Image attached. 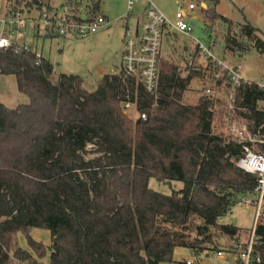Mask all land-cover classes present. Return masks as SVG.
<instances>
[{"label":"trees","instance_id":"16d2710c","mask_svg":"<svg viewBox=\"0 0 264 264\" xmlns=\"http://www.w3.org/2000/svg\"><path fill=\"white\" fill-rule=\"evenodd\" d=\"M84 1L100 11L101 0H69L76 11ZM203 1L209 21L229 27L228 51L248 52L245 40L264 55L255 27L217 13L219 0ZM181 70L164 56L155 94L123 70L89 91L84 77L58 74L34 50L0 49V74L28 98L16 110L0 100V264H43L47 248L31 238L35 228L52 234L51 264H172L178 248L221 250V236L242 242L237 225L218 223L258 184L238 166L244 150L231 127L246 124L264 137V90L240 87L228 122L219 99L183 103L194 70ZM128 102L147 119L129 117ZM250 146L264 155V144ZM151 179L184 188L164 195ZM19 233L32 252L19 247ZM256 233L264 264V219Z\"/></svg>","mask_w":264,"mask_h":264},{"label":"rangeland","instance_id":"374dc122","mask_svg":"<svg viewBox=\"0 0 264 264\" xmlns=\"http://www.w3.org/2000/svg\"><path fill=\"white\" fill-rule=\"evenodd\" d=\"M102 5L98 13L92 10V3L86 2L75 10L76 4L69 0H50V6H47V0H0V26L1 21L14 8L22 13V18L26 21V28L21 32H15L12 41L14 46L24 47V45L36 47L39 54L49 60L55 67L58 74L78 75L86 80L89 91H96L100 80L109 74H116L121 71V61L123 55L122 36L124 28L128 26L130 30L135 29L136 18L127 16V4L129 0H101ZM143 3L144 0H141ZM154 6L166 17L167 21L174 25L177 22L176 14L184 9L187 12V22L193 27L191 37L185 35H175L171 48H166L165 57L176 59L180 64L182 76L186 77L193 72L191 89L185 94L183 103L185 105H196L204 95V90L211 81L204 77L219 72L218 63L221 62L228 67L241 66L242 74L245 78L260 82L264 77V55L259 54L255 49H250V44L245 40L243 45L248 52H231L226 47V35L229 34V27L220 20L210 22L205 10L202 8V0H152ZM70 3V4H69ZM189 4H195L196 9L189 11ZM70 6L76 15H101L105 14L113 23L104 33H100L93 38L78 40H60L55 38H43L42 15L48 18L55 12H59L62 6ZM75 7V8H74ZM217 13L232 20L236 24H251L258 31L259 37L264 41V0H219L216 8ZM31 15V16H29ZM29 16V17H28ZM32 17V18H31ZM37 18L33 20L34 18ZM31 18V19H29ZM40 23L39 33L35 24ZM194 23V25H193ZM15 29V26H13ZM233 32L237 28L232 29ZM14 33V32H13ZM50 35V34H49ZM51 36V35H50ZM198 42L203 43L213 54V65L208 71L206 65L210 62L206 58V53L196 48ZM18 44V45H17ZM20 45V46H19ZM31 47V48H32ZM30 48V47H29ZM196 51V52H195ZM196 53V59L189 60V54ZM208 57V56H207ZM209 58V57H208ZM192 61V62H190ZM202 73L199 74V73ZM215 84V82H213ZM222 87L224 85L222 84ZM221 105L218 107L223 111L226 120L232 121L231 116L234 110L231 109L228 101L229 95L225 92L220 93ZM0 100L16 110L21 105L28 103V98L22 95L17 87L13 76L0 74ZM260 109L264 110V102L259 104ZM129 117L138 119L137 112L133 107ZM239 128L241 125H233ZM232 126V127H233ZM234 137V136H233ZM89 157H94V148L89 147ZM149 186L156 192L164 195H171L174 191H182L184 188L181 182L161 183L151 179ZM255 211L253 207L245 204L241 199L235 203L226 216L221 217L218 223L221 225H230L236 222V225L243 230L241 239L248 240L250 231L254 224ZM31 238L42 243L47 248L46 256L43 258V264H51V254L53 247V237L50 231L35 228L30 233ZM220 247L230 246L232 242L225 236L217 238ZM19 247L25 251L32 252L29 240L26 234H18ZM192 253L189 249L178 248L174 254L172 264H180L183 259L190 258Z\"/></svg>","mask_w":264,"mask_h":264},{"label":"built area","instance_id":"2783aa9c","mask_svg":"<svg viewBox=\"0 0 264 264\" xmlns=\"http://www.w3.org/2000/svg\"><path fill=\"white\" fill-rule=\"evenodd\" d=\"M140 0H129L127 5V16L135 17L137 24L134 30L127 28L124 35V54L121 61V70L138 80L144 88L155 94L159 88L161 63L166 48L173 45L175 35H185L191 37L193 27L187 22V12L181 9L176 14V24H170L166 17L154 6L152 0H145V6L139 11ZM195 4H189L188 10L194 11ZM26 21L22 18V13L10 8L1 21L0 26V49L6 50L14 48L16 53L21 51L30 52L28 46L16 47L12 39L15 32L19 33L26 27ZM42 24L45 33L56 35L61 38L78 40L88 39L100 31L107 29L113 23L104 15L82 16L72 12L70 6H63L59 12H55L50 18L42 15ZM15 26V29L14 27ZM14 32V33H13ZM200 51L206 53V58L213 60V54L201 42L196 45ZM194 53L189 54V60L194 59ZM209 58H208V57ZM192 62V61H190ZM219 72L213 74V82L204 90V95L220 99V93L229 95V105L234 110V103L238 90L243 85H256L264 90V77L260 82H253L245 78L242 74L241 66L228 67L218 63ZM222 84L224 87H222ZM134 106L128 102L124 104V112L127 114ZM139 119L146 120V114L138 111ZM234 139L242 145L244 157L238 162V166L245 172L254 176L257 181V188L252 196L241 198L246 205L253 207L255 211L254 224L250 231L248 240L242 242H232L221 250L197 253L189 249L192 256L183 259L180 264H259L262 261V254L258 250L261 245L257 236V228L264 219V155L255 152L250 146L259 143L264 144V137L260 134H253L246 124H241L239 128L231 127ZM178 264V263H177Z\"/></svg>","mask_w":264,"mask_h":264},{"label":"crops","instance_id":"0c3cea01","mask_svg":"<svg viewBox=\"0 0 264 264\" xmlns=\"http://www.w3.org/2000/svg\"><path fill=\"white\" fill-rule=\"evenodd\" d=\"M145 1V0H144ZM145 4V2L143 3L141 0H140V4H139V7H138V9H139V11L142 9V7L143 6H145L144 5ZM128 5V4H127ZM201 6H202V8L204 9V10H206L207 9V4L203 1L202 2V4H201ZM102 15H104V16H106L107 17V15H105V14H102ZM29 16H31V15H29ZM28 16V17H29ZM32 18V17H31ZM31 18H29V19H31ZM34 19L33 20H35V19H37V18H35V17H33ZM108 19H109V17H107ZM129 18V17H128ZM135 18H136V16H135ZM110 20V19H109ZM36 25H37V29H38V33H39V28H40V23L39 24H37V23H35ZM136 24H137V21H136ZM194 24V23H193ZM44 26V25H43ZM127 27L128 26H126L125 28H124V33H123V36H122V42H123V47H124V35H125V30L127 29ZM26 28V27H25ZM43 30H44V27H43ZM106 30H108V29H104V30H102V31H100L99 33H97L96 35H98V34H100V33H104V32H106ZM96 35H94V36H96ZM43 38H45V37H47V38H55V39H60V40H66V38H61V37H58V36H56V35H49V34H46L45 33V31H44V33H43ZM94 36H92V37H90V38H93ZM68 40V39H67ZM18 45V44H17ZM20 46V45H19ZM24 46H28V45H24ZM28 47H30V49L31 50H34V51H36L37 53H38V55L39 56H42L43 57V55L41 54H39V52L37 51V46L36 47H32V46H28ZM32 47V48H31ZM124 50H125V48H124ZM124 50H123V54H124ZM123 56V55H122ZM44 58V57H43ZM56 70V69H55Z\"/></svg>","mask_w":264,"mask_h":264},{"label":"water","instance_id":"95a60500","mask_svg":"<svg viewBox=\"0 0 264 264\" xmlns=\"http://www.w3.org/2000/svg\"><path fill=\"white\" fill-rule=\"evenodd\" d=\"M193 25H194V24H193ZM233 225H236V222H234Z\"/></svg>","mask_w":264,"mask_h":264}]
</instances>
